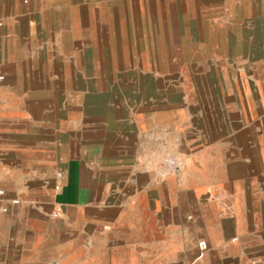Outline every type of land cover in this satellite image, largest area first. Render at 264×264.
Masks as SVG:
<instances>
[{
	"label": "crops",
	"instance_id": "0c3cea01",
	"mask_svg": "<svg viewBox=\"0 0 264 264\" xmlns=\"http://www.w3.org/2000/svg\"><path fill=\"white\" fill-rule=\"evenodd\" d=\"M163 9L0 0V264H264V84L127 117L86 74V46L120 31L145 48ZM161 112L169 141L149 135Z\"/></svg>",
	"mask_w": 264,
	"mask_h": 264
},
{
	"label": "rangeland",
	"instance_id": "374dc122",
	"mask_svg": "<svg viewBox=\"0 0 264 264\" xmlns=\"http://www.w3.org/2000/svg\"><path fill=\"white\" fill-rule=\"evenodd\" d=\"M162 4L158 19L163 31L147 33L145 48L141 39L146 33L120 31L102 33L106 39L98 48L86 46V74L98 69L105 75L106 90L100 97L104 103L133 117L142 99L171 108L177 93L183 99L190 93L195 97L198 89L252 90L258 83L263 87L264 0H162ZM162 113L159 130L150 129L149 135L161 134L169 141L174 130ZM165 147L171 150L172 145ZM166 158L176 160L164 156L163 170Z\"/></svg>",
	"mask_w": 264,
	"mask_h": 264
},
{
	"label": "built area",
	"instance_id": "2783aa9c",
	"mask_svg": "<svg viewBox=\"0 0 264 264\" xmlns=\"http://www.w3.org/2000/svg\"><path fill=\"white\" fill-rule=\"evenodd\" d=\"M1 25V22H0ZM0 79H2V76H0ZM164 164L166 166V169H164L165 172H171L173 170H176L178 168V161L174 160V159H170V158H166L164 160ZM60 172L57 173L58 176H60ZM55 188H58V185L55 186ZM4 192L0 189V195H2ZM13 203H18L17 199L13 200ZM2 211H6L5 208H1ZM54 215H56V213H54ZM199 247H205V243L204 241L199 242Z\"/></svg>",
	"mask_w": 264,
	"mask_h": 264
}]
</instances>
